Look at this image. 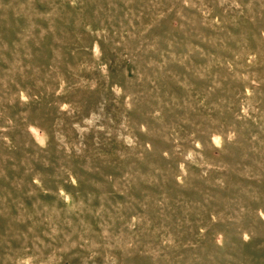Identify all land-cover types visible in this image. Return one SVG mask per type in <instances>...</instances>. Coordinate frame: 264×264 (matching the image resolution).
<instances>
[{"label":"rangeland","instance_id":"rangeland-1","mask_svg":"<svg viewBox=\"0 0 264 264\" xmlns=\"http://www.w3.org/2000/svg\"><path fill=\"white\" fill-rule=\"evenodd\" d=\"M0 264H264V0H0Z\"/></svg>","mask_w":264,"mask_h":264}]
</instances>
